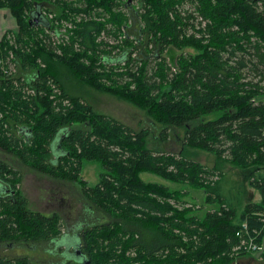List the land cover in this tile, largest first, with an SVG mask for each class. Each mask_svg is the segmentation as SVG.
Instances as JSON below:
<instances>
[{
    "label": "trees",
    "instance_id": "trees-1",
    "mask_svg": "<svg viewBox=\"0 0 264 264\" xmlns=\"http://www.w3.org/2000/svg\"><path fill=\"white\" fill-rule=\"evenodd\" d=\"M0 8L17 24L0 38V151L75 182L109 218L81 231L79 262L62 264H234L248 254L235 249L242 223L262 242L264 0H0ZM46 11L66 22L61 32ZM167 47L180 50L173 65L161 56ZM61 73L143 110L159 142L180 130L181 149L149 147L147 127L95 112ZM185 147L246 170L260 200L236 213ZM85 162L101 168L92 186L80 178ZM144 172L203 188L207 206L198 213L203 206L180 200L187 189L145 181ZM20 177L0 160V244L60 238V216L29 209ZM0 264L37 263L0 256Z\"/></svg>",
    "mask_w": 264,
    "mask_h": 264
},
{
    "label": "rangeland",
    "instance_id": "rangeland-1",
    "mask_svg": "<svg viewBox=\"0 0 264 264\" xmlns=\"http://www.w3.org/2000/svg\"><path fill=\"white\" fill-rule=\"evenodd\" d=\"M46 12L55 27L54 30L61 32L65 28L64 23L66 22L61 23L54 19L55 13ZM16 30L17 24L9 11L6 8H0V38L8 31L15 32ZM49 35L52 36V32H49ZM109 41L112 42V39H109ZM179 51L167 47L161 52V56L164 57L166 63L173 65V59ZM61 75L64 76H61L62 83L69 93L83 97L95 112L114 118L131 127L134 131L139 130L141 127H147L151 132L149 133V147L155 149L158 147L159 150L171 153H176L181 149L182 132L180 130L172 131L167 139L159 142V139H156L159 128L151 122V119L146 116L143 110L110 92L95 88L86 82L76 83L73 78L63 73ZM185 156L213 172L212 176H207L210 186L216 187L217 193L224 201L223 203L233 208L236 213H240L247 202H258L260 200L259 192L248 183L249 173L246 170L219 160L213 154L202 149L185 147ZM0 160L19 172L21 177L18 189L25 197L29 209L44 214L57 213L61 218L63 235H67L63 240L57 238L33 243H1L0 256L7 258L22 256L37 264H62L65 261L79 262V254L81 253L77 255L72 249L79 251V245L82 241L81 231L88 225L107 222L109 220L108 216L100 212L82 196L80 187L75 182L60 180L39 173L30 166L23 164L15 156L3 151H0ZM100 171L101 168L97 162H85L80 171V178L85 180L86 185L92 186L97 182ZM140 177L145 181L166 184L170 188L187 189L180 200L193 203L194 207H196L195 205L203 206L198 210V213H202V210L207 206L204 203L203 188H186L183 185H174L151 173H141ZM254 255L255 253L243 255L234 264H264V260H261L260 257L254 258Z\"/></svg>",
    "mask_w": 264,
    "mask_h": 264
},
{
    "label": "built area",
    "instance_id": "built-area-1",
    "mask_svg": "<svg viewBox=\"0 0 264 264\" xmlns=\"http://www.w3.org/2000/svg\"><path fill=\"white\" fill-rule=\"evenodd\" d=\"M241 226L245 237L240 240L239 245L235 249L244 251L246 253H256L261 249L262 242H257L255 240V237L250 235V233L246 229L245 223H242Z\"/></svg>",
    "mask_w": 264,
    "mask_h": 264
},
{
    "label": "water",
    "instance_id": "water-1",
    "mask_svg": "<svg viewBox=\"0 0 264 264\" xmlns=\"http://www.w3.org/2000/svg\"><path fill=\"white\" fill-rule=\"evenodd\" d=\"M263 248H264V238H263V240H262V246H261V249L255 253L254 258H259V257H260V255H261V253H262V251H263ZM78 253H80V251H77V253H75V254L78 255ZM80 256H82V255L79 254V257H80ZM83 262H84V264H87L86 261H83Z\"/></svg>",
    "mask_w": 264,
    "mask_h": 264
},
{
    "label": "flooded vegetation",
    "instance_id": "flooded-vegetation-1",
    "mask_svg": "<svg viewBox=\"0 0 264 264\" xmlns=\"http://www.w3.org/2000/svg\"><path fill=\"white\" fill-rule=\"evenodd\" d=\"M67 235H62V237H60V238H62V240L66 237ZM74 246V245H73ZM72 248V247H71ZM74 248V247H73ZM72 251L74 252V253H77V251H75V249H72ZM262 260V259H261ZM236 262V261H235ZM234 262V263H235Z\"/></svg>",
    "mask_w": 264,
    "mask_h": 264
}]
</instances>
